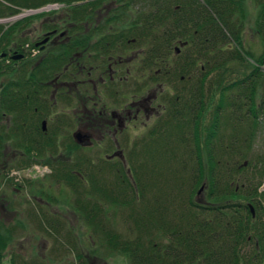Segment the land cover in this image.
Returning <instances> with one entry per match:
<instances>
[{
	"label": "trees",
	"instance_id": "1",
	"mask_svg": "<svg viewBox=\"0 0 264 264\" xmlns=\"http://www.w3.org/2000/svg\"><path fill=\"white\" fill-rule=\"evenodd\" d=\"M246 2L0 0V20L55 5L63 12L0 24V160L12 151L19 170L48 166L45 180L71 192L90 242L108 257L264 264V151L256 148L264 135V0H254L258 56L245 46ZM35 21L59 33L38 58ZM151 94L161 109L152 123L97 131ZM84 130L100 133L105 153L78 144ZM6 181L0 173V187ZM34 184L26 182L33 198L56 201ZM34 203L36 229L76 252L70 264H92L69 225ZM27 229L0 219V264H49L12 246Z\"/></svg>",
	"mask_w": 264,
	"mask_h": 264
},
{
	"label": "rangeland",
	"instance_id": "2",
	"mask_svg": "<svg viewBox=\"0 0 264 264\" xmlns=\"http://www.w3.org/2000/svg\"><path fill=\"white\" fill-rule=\"evenodd\" d=\"M51 9L43 8L40 10H27L26 12H23L20 15L26 14L25 17L18 19L16 16L11 18L9 22L5 23L8 26L17 24L19 21L24 20L27 17H35L36 15H40L41 13H48L51 11H54L53 13H63L59 10L60 7L51 6ZM246 28H245V46L256 56L260 55L262 52V44L259 36L257 35V25H258V19H259V7L256 5L254 0H247L246 6ZM47 31L42 30V24L41 21H35L32 26V33L31 37L33 38V42H35L37 45L41 42L40 40L43 39L45 33ZM56 32V31H51ZM49 32V33H51ZM48 34V33H47ZM46 34V35H47ZM57 41V39L55 40ZM55 43V42H54ZM54 43H50L48 45V49L39 54L38 56L36 54L39 49L37 48L36 51H31L32 56L34 57H43V55H46L50 52L52 49V46ZM4 79L0 80V87L3 84ZM130 136L131 139H135L137 137L136 130L133 129L130 130ZM96 133L92 134L91 140H87L84 142V145H87L90 147L91 142H96L98 140V137L100 133L97 131H94ZM82 135L85 137H88L89 135L85 133L84 131H80ZM91 134V133H89ZM95 138V139H93ZM90 142V143H89ZM102 144V143H101ZM95 151L94 153L100 149L97 147H94ZM257 150L259 153L264 151V135L259 137L258 143H257ZM257 151V152H258ZM99 152L103 153V150H100ZM106 152V151H105ZM104 152V153H105ZM17 155L14 152H6L5 156L1 158L0 160V173L4 174L7 178V181L5 184L0 187V219L6 224V225H12L18 228H21L22 224H25L26 227H29L31 229H27L28 232L23 231H17L16 240L12 246L16 247V250L19 251L21 254L25 255L24 258L27 261H32L31 258L34 260L35 257L44 258L46 261L49 262V264H70L72 262H75V254L76 252L73 251L70 247H68L65 242L60 239L62 242H54V239L50 238L48 235L41 233L36 229L35 221L33 217L31 216L32 208H30L29 203L33 202V206L36 207V211H40L37 209V205L34 203H40L41 206H44L46 209V212L49 211L50 214L52 213L53 216H59L61 217L69 226L68 228H71L74 232V237H76V244H77V250L81 251L87 258H89V261L92 262V264H130L129 261L122 257V256H115V257H108L106 253L98 249V245H94L92 242H90L89 238L91 237L89 234V231L85 225L81 223L79 220L78 215L75 213L73 209V198L71 196V192L67 189H62L59 186H54L50 184L49 180H45L48 177L52 176V173L49 170L48 166H41L40 164L34 163L31 166V169L33 168L36 172L41 173V175L36 174H29L31 169H27L26 172H24L23 169H17L13 166L17 162ZM95 155H97L95 153ZM16 166V164H15ZM38 176V180H36ZM40 179V180H39ZM12 181L15 185H20L21 188H17L19 192H15L12 187L8 185V182ZM35 181L36 184H34L36 189L40 190H47V193L49 196H53L56 198V201L53 200L52 205L46 204L50 201L47 200V197H44V199L47 201H39L32 197L31 193L29 192L30 189L26 185V182ZM51 185V186H50ZM43 186V188H41ZM259 193L264 195V184L260 187ZM29 198V199H28ZM25 201L29 202L28 204L25 203ZM264 203V200H263ZM24 207H21L23 206ZM11 207H8V206ZM56 251V254L54 253V250ZM77 251V252H78ZM63 253V254H61ZM56 255V258H55ZM56 260V261H55Z\"/></svg>",
	"mask_w": 264,
	"mask_h": 264
},
{
	"label": "flooded vegetation",
	"instance_id": "3",
	"mask_svg": "<svg viewBox=\"0 0 264 264\" xmlns=\"http://www.w3.org/2000/svg\"><path fill=\"white\" fill-rule=\"evenodd\" d=\"M49 32H51V31H47V33H49ZM47 33H45L43 39L40 40L41 42L46 39ZM58 35H59V33L57 31L56 34L52 35L49 38V41L45 45L41 44V45L37 46V44L35 43L36 44L35 46L39 49V51H37L38 54H36V55L38 56L39 54H41L42 52L47 50L48 45L50 43H52V42L56 43L55 40L58 39ZM78 69L83 70L86 68H85V66L78 64ZM154 101H156V95L151 94V95H148L146 98L141 99L140 101H138L134 104H130V107L134 108V112L125 108L122 112H120L118 114L112 113L111 117H106L105 119L102 120L107 125L100 126V124H99L100 122H98L100 129H98L97 131H99L100 133L106 132V133L115 135L119 131L123 132V130H125L126 128H129V124L131 122H134V121H139L140 125L143 124L144 121L146 124H147V122H150V121L152 123L161 113L160 106L156 105L154 103ZM84 132L87 133L89 136L87 138H85L83 140V144H80V145H84V142L89 140V139L91 140L92 134L94 133V132H89L88 130H84ZM89 133H91V134H89ZM95 138H96V133H95ZM95 138H93V139H95ZM101 139H102V137L99 135L98 140L95 142V144H92V147H98L100 145L99 141Z\"/></svg>",
	"mask_w": 264,
	"mask_h": 264
},
{
	"label": "water",
	"instance_id": "4",
	"mask_svg": "<svg viewBox=\"0 0 264 264\" xmlns=\"http://www.w3.org/2000/svg\"><path fill=\"white\" fill-rule=\"evenodd\" d=\"M26 16V14H24V15H20V16H18L17 18L18 19H21V18H23V17H25ZM9 20H11V18L10 19H7V20H0V24H5V23H7V22H9ZM54 34H56V32H51V33H48L46 36V39L44 40V41H42L40 44H38L37 46H39V45H45L48 41H49V38L52 36V35H54ZM23 58V56L22 55H18V56H14L13 57V59L14 60H20V59H22ZM44 126H46L45 124H44ZM85 138H87V137H85L84 135H82L81 133H77L76 134V140H77V142L79 143V144H83V140L85 139ZM252 209V212H253V214H254V209L253 208H251Z\"/></svg>",
	"mask_w": 264,
	"mask_h": 264
},
{
	"label": "built area",
	"instance_id": "5",
	"mask_svg": "<svg viewBox=\"0 0 264 264\" xmlns=\"http://www.w3.org/2000/svg\"><path fill=\"white\" fill-rule=\"evenodd\" d=\"M29 174H31V175H33V174L41 175V173L36 172L33 168L31 169V171L29 172Z\"/></svg>",
	"mask_w": 264,
	"mask_h": 264
}]
</instances>
